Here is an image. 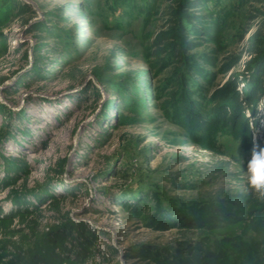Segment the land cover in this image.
I'll return each instance as SVG.
<instances>
[{"label":"rangeland","instance_id":"rangeland-1","mask_svg":"<svg viewBox=\"0 0 264 264\" xmlns=\"http://www.w3.org/2000/svg\"><path fill=\"white\" fill-rule=\"evenodd\" d=\"M182 2L0 0V264H28L41 233L40 264H193L211 235L219 264H264L245 176L264 147V0ZM232 88L244 110L218 113Z\"/></svg>","mask_w":264,"mask_h":264},{"label":"trees","instance_id":"trees-1","mask_svg":"<svg viewBox=\"0 0 264 264\" xmlns=\"http://www.w3.org/2000/svg\"><path fill=\"white\" fill-rule=\"evenodd\" d=\"M182 3H183V5H185V8H188L189 6H193V4H194V2H192V0H183ZM82 8H84V7H82ZM64 13L66 14L67 11H65ZM184 14L185 13H183V15ZM184 18H183V16H181V19L179 20V23H178V27L179 26L180 27L183 26V22L186 20ZM187 21H189V19ZM174 53H175V50H174ZM241 99H242V97L239 95V93L232 88L231 89V92L228 93V96H226L225 98H222L221 99L220 104H219L220 106L218 105V107H217L218 108L217 109L218 113H220L223 110H226L227 108H225L223 106L224 105L227 106L229 103H231V105L234 103L233 109H232V111L234 112V114L237 115V114L241 113V111L244 110L243 109L244 108V105H242L240 103ZM247 99H249V97H247ZM185 103L187 105L189 104L188 102H185ZM181 105H182L181 103H180V107H179V105H176V107L178 108V110L180 108H182ZM219 107H221V108H219ZM174 109H176V108L174 107ZM227 112L230 113L229 111H227ZM172 113H173V111H172ZM192 116H193V114L191 115V117L188 120V121H190V126L189 127L191 128V131H192V129H199V128L200 129H205L206 128L205 125H201L200 123H198L197 120H199V118L197 120H194V117H192ZM219 121H218V123H219ZM205 131H207V130H205ZM262 134H264V132ZM193 138H196V137H193ZM200 141H203V140L200 139ZM237 209H239V208L238 207L232 208L230 206H227L223 210L222 209L217 210L219 212H216L214 215L217 216V217H220L221 219H229V220L232 219L231 222L228 221V223H234L235 222V216L239 212V210H237ZM139 210L143 211L145 209H141V208L140 209H137V208H134L133 209V212H137V211L139 212ZM139 213H141V212H139ZM220 215H222V216H220ZM155 219H157L156 221H158L160 223H163L162 222V219H161V216L158 217V213L157 212H154V214H152V221L154 222ZM215 219L216 218L212 217V218H210V221L209 222H207L206 224H203V225H205L206 227L213 226L215 224ZM165 221H167L166 218H165ZM188 225L192 226L193 224L192 223H188ZM218 225H220V223ZM47 238H49L47 233L46 234L45 233H41L40 235H37V239L31 245L28 244L29 246L27 248L30 249V251H34V252H32L30 254L31 256H30L29 261L27 262L28 264H40L39 261H40V259L43 256L40 255L38 251H42L44 249V243L47 240ZM216 238L217 237H214V236L211 235V237L209 236V238H207L206 240H204V241L202 240V241L196 243V246H198L200 248V251L198 253L197 252H192L193 255H195V256H193V258H195L193 260V264H219L220 263L221 258H220V256L218 257V255L223 252L222 249L221 250H218V253L219 254L217 252H215L213 254H207L206 253L207 251H209V252H214L215 251V250L212 251V249H213L212 248V246H213L212 243H214V240ZM49 242L52 243V240H50ZM56 243L59 244V241L57 240ZM80 244H81V241H79V243H76L74 245V248L73 249H75V246L78 247V245H80ZM223 246L224 247H229L230 244H227L226 243ZM236 250H239V249H236ZM70 252H73L72 249H71ZM83 252H87V249L86 250L83 249V251L82 250H80V251L79 250H77V251L74 250V253H75L74 254V257L70 253L67 258L62 257V256L60 257L58 253L54 252L55 254L53 255V257H55V258L53 260L58 259V260H60L59 263H61V264L64 263V261H66L67 263L77 262L78 260H81V258H82L81 256H82ZM149 255H151V254H149ZM149 255H148V258H152L154 260V264H167L166 262L161 263L159 261L160 260L159 258H161V257L157 256L158 258L157 257L155 258V256L153 254H152V256H149ZM235 255H237V257L239 256V254H238L237 251H235ZM169 257H171V256H169ZM216 258H218V261H216ZM222 261H223V259H222ZM173 262H175V261H173ZM10 263L14 264L12 261ZM222 264H242V263L240 261L236 260V258L232 254V255H229L228 257H226L224 259V261H223Z\"/></svg>","mask_w":264,"mask_h":264},{"label":"clouds","instance_id":"clouds-1","mask_svg":"<svg viewBox=\"0 0 264 264\" xmlns=\"http://www.w3.org/2000/svg\"><path fill=\"white\" fill-rule=\"evenodd\" d=\"M258 109L264 110V103L259 105ZM245 176L247 189H250L259 198L264 199V147L259 143L253 142Z\"/></svg>","mask_w":264,"mask_h":264},{"label":"bare ground","instance_id":"bare-ground-1","mask_svg":"<svg viewBox=\"0 0 264 264\" xmlns=\"http://www.w3.org/2000/svg\"><path fill=\"white\" fill-rule=\"evenodd\" d=\"M30 157H33V154H31Z\"/></svg>","mask_w":264,"mask_h":264}]
</instances>
